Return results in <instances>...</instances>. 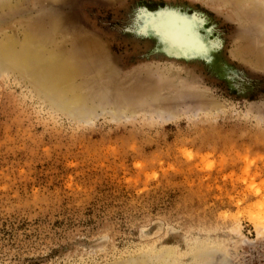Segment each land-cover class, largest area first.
<instances>
[{"label": "rangeland", "instance_id": "374dc122", "mask_svg": "<svg viewBox=\"0 0 264 264\" xmlns=\"http://www.w3.org/2000/svg\"><path fill=\"white\" fill-rule=\"evenodd\" d=\"M0 264H264V0H0Z\"/></svg>", "mask_w": 264, "mask_h": 264}, {"label": "bare ground", "instance_id": "6f19581e", "mask_svg": "<svg viewBox=\"0 0 264 264\" xmlns=\"http://www.w3.org/2000/svg\"><path fill=\"white\" fill-rule=\"evenodd\" d=\"M204 254H202V256H203ZM207 255V254H206ZM202 256H200V258L202 257ZM205 256V255H204ZM204 259H206V256L205 257H203ZM208 259V258H207ZM203 260V259H202Z\"/></svg>", "mask_w": 264, "mask_h": 264}]
</instances>
